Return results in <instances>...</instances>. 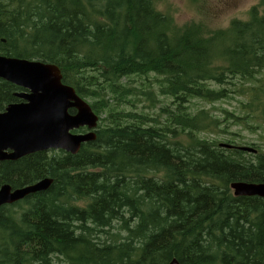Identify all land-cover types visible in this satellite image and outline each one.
<instances>
[{
	"label": "trees",
	"instance_id": "obj_1",
	"mask_svg": "<svg viewBox=\"0 0 264 264\" xmlns=\"http://www.w3.org/2000/svg\"><path fill=\"white\" fill-rule=\"evenodd\" d=\"M163 1L0 0V55L57 65L99 117L76 155L0 162V188L53 181L0 208V264H264V198L231 190L264 183V147L201 137L221 121L195 104L237 95L224 121L264 132V0L214 30ZM21 91L0 79V112Z\"/></svg>",
	"mask_w": 264,
	"mask_h": 264
},
{
	"label": "water",
	"instance_id": "obj_2",
	"mask_svg": "<svg viewBox=\"0 0 264 264\" xmlns=\"http://www.w3.org/2000/svg\"><path fill=\"white\" fill-rule=\"evenodd\" d=\"M0 79L21 88L23 91L16 93V97L24 100L10 104L0 112V162L17 161L51 150L76 155L83 144L97 139L99 117L88 102L63 83V75L57 65L0 55ZM71 109L77 113L71 115ZM82 128L88 132L73 133ZM220 146L257 153L248 146L234 147L223 143ZM52 183L47 178L19 189L3 185L0 188V208L46 191ZM231 190L236 197L264 198V183L234 182ZM167 264L180 262L173 259Z\"/></svg>",
	"mask_w": 264,
	"mask_h": 264
},
{
	"label": "rangeland",
	"instance_id": "obj_3",
	"mask_svg": "<svg viewBox=\"0 0 264 264\" xmlns=\"http://www.w3.org/2000/svg\"><path fill=\"white\" fill-rule=\"evenodd\" d=\"M262 0H164L158 5V9L171 15L179 26L189 23L204 24L207 28L225 29L230 23L237 20H249L251 9L258 6ZM264 75V74H263ZM241 98L234 95L232 99L208 104L196 101V107L205 108L213 117L220 119L218 126H213V133L199 134L201 137H209L223 144L231 141L237 146L254 148L264 147V132L255 133L247 130L244 126L236 125L232 120L224 121V111L239 113L238 105ZM149 106L148 103L145 104ZM141 107V106H140ZM159 113V106L154 107ZM262 150V149H261Z\"/></svg>",
	"mask_w": 264,
	"mask_h": 264
},
{
	"label": "flooded vegetation",
	"instance_id": "obj_4",
	"mask_svg": "<svg viewBox=\"0 0 264 264\" xmlns=\"http://www.w3.org/2000/svg\"><path fill=\"white\" fill-rule=\"evenodd\" d=\"M22 92V91H21ZM18 102H16V103H22V102H24V100H22V99H19L18 98ZM77 113V111L75 110V109H71L70 110V114L71 115H75ZM88 132V130L86 129V128H82V129H80V130H76V131H73V133L74 134H82V133H87Z\"/></svg>",
	"mask_w": 264,
	"mask_h": 264
}]
</instances>
